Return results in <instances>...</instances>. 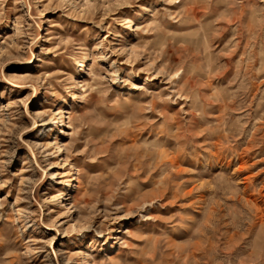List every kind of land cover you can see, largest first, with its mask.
Instances as JSON below:
<instances>
[{"label": "rangeland", "instance_id": "374dc122", "mask_svg": "<svg viewBox=\"0 0 264 264\" xmlns=\"http://www.w3.org/2000/svg\"><path fill=\"white\" fill-rule=\"evenodd\" d=\"M0 264H264V0H0Z\"/></svg>", "mask_w": 264, "mask_h": 264}, {"label": "bare ground", "instance_id": "6f19581e", "mask_svg": "<svg viewBox=\"0 0 264 264\" xmlns=\"http://www.w3.org/2000/svg\"><path fill=\"white\" fill-rule=\"evenodd\" d=\"M183 36V35H182ZM67 113H70V115L69 116H67L66 118H72V112L69 110ZM69 126H71V125H69ZM65 175V174H64Z\"/></svg>", "mask_w": 264, "mask_h": 264}]
</instances>
